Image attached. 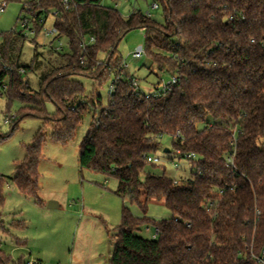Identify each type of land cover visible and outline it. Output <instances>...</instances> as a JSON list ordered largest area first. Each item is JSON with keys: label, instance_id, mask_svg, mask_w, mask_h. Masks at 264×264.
Returning a JSON list of instances; mask_svg holds the SVG:
<instances>
[{"label": "trees", "instance_id": "obj_1", "mask_svg": "<svg viewBox=\"0 0 264 264\" xmlns=\"http://www.w3.org/2000/svg\"><path fill=\"white\" fill-rule=\"evenodd\" d=\"M155 1L163 22L142 11L123 16L104 0H69L68 7L63 0H28L22 12L29 16L21 18L35 30L34 45L47 24L43 18L54 9L57 39L66 40L67 51L55 50L41 89L34 91L26 75L34 71L40 47L27 67L21 63L24 32L1 35L0 87L7 86L8 104L18 101L24 112L10 121L11 134L30 116L50 125L52 139L65 145L75 138L83 115L94 112L80 146V166L116 179V195L143 214L136 217L123 207L111 264H259L252 256L264 251V0ZM137 29L146 33L145 56L168 78H177L164 96L138 95L135 75L118 57L120 43ZM73 76L99 86L112 80L108 104ZM48 102L56 107L53 115L46 111ZM164 136L190 165L180 179L146 173L157 166L147 158ZM8 138L0 131V144ZM46 140L39 132L16 168L12 181L25 198L40 200ZM232 154L235 167L228 168ZM5 185L0 176V229L6 234ZM151 201L162 202L171 217L149 218ZM148 224H155L156 239L138 235ZM5 255L0 248V264L14 263Z\"/></svg>", "mask_w": 264, "mask_h": 264}, {"label": "rangeland", "instance_id": "obj_2", "mask_svg": "<svg viewBox=\"0 0 264 264\" xmlns=\"http://www.w3.org/2000/svg\"><path fill=\"white\" fill-rule=\"evenodd\" d=\"M28 0L6 3L0 0L4 12L0 14L1 35L13 30L23 31L19 19L29 16L22 12ZM155 0H104L107 7L117 9L123 16L133 11L151 14L158 22H163L161 5L154 8ZM54 26L50 18L45 30ZM16 32V31H15ZM44 32V30H43ZM31 35L24 41L21 63L32 66L35 59V46L40 47V56L36 59L34 71L26 75L28 84L34 91L41 89L42 77L47 72V66L56 56V43L53 38L41 34L34 45ZM146 33L142 29L133 30L123 39L118 47V57L127 64L130 72L135 75L140 88L144 92L154 89L161 80L168 81L164 73L145 55L134 58L133 54L142 48L146 49ZM66 47V40H62ZM51 44V45H50ZM36 48V49H35ZM64 51H67L64 48ZM107 63H103L105 65ZM9 67V66H8ZM8 67L6 69H8ZM90 94L96 90L101 96L104 106L108 104L112 80L103 85H96L94 80L83 76H73ZM7 84V82L5 83ZM23 105L16 101L8 104L6 91L0 87V131L9 138L0 144V176L6 179V203L3 210L5 231L0 229V248L14 263L9 264H111L113 253V238L122 222V210L129 207L136 217H142V211L136 204L116 195L118 182L116 179L96 173L80 166V146L87 135L93 121L94 112L83 115L76 136L67 144H60L52 139L53 131L50 125H45L39 118L27 116L22 120L14 133L11 134V122L21 112ZM49 115L56 113L53 103L46 104ZM7 121H9L7 123ZM204 125L200 126V129ZM39 132L46 136L42 150V160L39 165V201L25 198L13 184L16 168L27 154V147ZM173 139L164 136L160 140V148L152 157L159 158L161 164L155 168L148 166L146 173L155 175L166 174L173 179H180L189 174L190 165L179 158L173 151ZM166 150H169L166 153ZM145 175V174H144ZM50 202H56L59 207L49 209ZM148 217L159 222L171 217V212L162 202L149 203ZM149 229V231L147 230ZM157 228L155 224L141 227L138 235L153 239ZM4 257V255H3Z\"/></svg>", "mask_w": 264, "mask_h": 264}, {"label": "built area", "instance_id": "obj_3", "mask_svg": "<svg viewBox=\"0 0 264 264\" xmlns=\"http://www.w3.org/2000/svg\"><path fill=\"white\" fill-rule=\"evenodd\" d=\"M68 1H69V0H63V4H64L65 6H67V7H68ZM153 7H154V8H158V5H157V4H154ZM4 11H5V10H4V7H0V14L3 13ZM57 15H58V12H57L56 10H54V9H51V10L49 11V16H48L47 18H43V21H44L45 23H47L48 20H49L50 18H55ZM147 15H148L149 17L151 16V14H149V13H148ZM19 22H20V24H21L22 27H23V32H24V34H25L26 37H29L30 34H31V35H34V34H35V30H34L33 26L29 23V21H28L27 19H23V18H21V19H19ZM45 29H46V28H45ZM45 29H44V32H43V33H45V37H46V39H47V37H51V38H53V41H55V43H56V50H57V51H63L64 48H65V47H64V43H63L62 40L57 39V37H58V35H59V32H58V30L55 28V26H53V28L50 29V30H45ZM144 55H145V52H144V50H143L142 48H139V49L133 54L134 58H136V59H140V58H142ZM99 65H102V62L99 63ZM105 65L107 66L108 64H105ZM124 67H128L127 64H124ZM21 73H22V74H26V70H25V69H21ZM176 84H177V78H176V77H173V78L169 79L168 81L161 80V83H160L157 87H154L153 90H151V91H149V92H144V91L140 88L137 79H134L133 82H132V85L135 87L136 93H137L138 95H140V94H144L146 97H150V96H160V95L164 96V95L167 93L168 89H169L170 87H172L173 85H176ZM1 88L3 89L4 92L7 90V86H6V85L3 86V87H1ZM113 91H114V85H113V83H112V84H111V87H110V93H112ZM8 122H9V121H7V123H8ZM236 143H237V136L235 135L234 138H233V140L231 141V146H232L233 148H235V147H236ZM194 157H195V155H190V158H194ZM234 160H235V157H234V154H232V155L228 158V162H227V167H228V168H233V167H235V165H234ZM147 161H148L149 163H154V164H156V165L161 164V160H160L159 158L152 157V155L149 156V157L147 158ZM147 230L149 231L148 228H147ZM157 236H158V230H156V232L153 234L152 237H153V239H156ZM252 257L255 258V259H257V261H258L259 264H264V251L262 252V255H261V256L258 257V256L253 255ZM28 264H37V263L34 262V263H28Z\"/></svg>", "mask_w": 264, "mask_h": 264}, {"label": "water", "instance_id": "obj_4", "mask_svg": "<svg viewBox=\"0 0 264 264\" xmlns=\"http://www.w3.org/2000/svg\"><path fill=\"white\" fill-rule=\"evenodd\" d=\"M168 152H169V150H166V153H168ZM58 207H59V205L56 202H50L48 205L49 209H56Z\"/></svg>", "mask_w": 264, "mask_h": 264}, {"label": "crops", "instance_id": "obj_5", "mask_svg": "<svg viewBox=\"0 0 264 264\" xmlns=\"http://www.w3.org/2000/svg\"><path fill=\"white\" fill-rule=\"evenodd\" d=\"M128 16V15H127Z\"/></svg>", "mask_w": 264, "mask_h": 264}]
</instances>
